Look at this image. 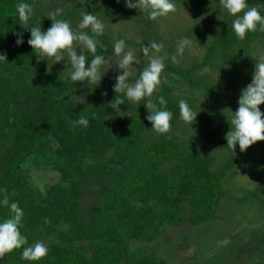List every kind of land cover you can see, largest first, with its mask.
Wrapping results in <instances>:
<instances>
[{"label":"trees","instance_id":"trees-1","mask_svg":"<svg viewBox=\"0 0 264 264\" xmlns=\"http://www.w3.org/2000/svg\"><path fill=\"white\" fill-rule=\"evenodd\" d=\"M62 1L75 6L77 0ZM19 3L33 6L29 28L20 24ZM46 3L0 0V54L7 57L0 61V223L11 217L10 205L17 202L24 214L20 228L28 241L24 247L42 242L49 252L39 261H28L21 258L23 248L15 249L0 259V264H168L155 249H133L132 244L156 241L170 225H199L216 216L228 195L226 177L262 141L244 152L238 144L232 151L225 143L230 152L218 161L208 145L218 130H209L216 113L196 125L197 134L206 141L185 139L174 132L183 121L179 111L182 99L175 89L192 78L199 64L189 68L168 64L159 89L139 102L114 91L78 101L77 87L84 81L73 82L70 76L55 81L45 78L42 57L39 59L28 44L30 27L40 26L46 32L53 23L48 14L56 9L46 10ZM73 15L69 8L58 18L69 22ZM232 23L215 29L202 63H210L220 48L264 39L258 25L240 40ZM18 38L23 40L20 45ZM98 39L102 43L96 54L102 55L110 42L105 33ZM84 54L87 68L93 57ZM164 76L169 83L163 82ZM116 96L125 101L116 109L125 113L113 118L110 112ZM160 96L173 114L167 134L156 133L146 119L149 111L145 104L151 99L159 107ZM183 100L194 110L192 101ZM238 107L234 106L235 111ZM259 108L264 113V104ZM81 116L88 119V126L73 128L71 122ZM28 158L35 164L54 163L60 181L44 193L34 190L23 164ZM88 194L92 199L86 204ZM50 233L52 239H44ZM82 241L90 251L79 244ZM263 243L264 239L257 247Z\"/></svg>","mask_w":264,"mask_h":264},{"label":"rangeland","instance_id":"rangeland-1","mask_svg":"<svg viewBox=\"0 0 264 264\" xmlns=\"http://www.w3.org/2000/svg\"><path fill=\"white\" fill-rule=\"evenodd\" d=\"M133 4L138 0H131ZM176 11L156 20L148 18L149 11L127 7L125 0H77L75 6L64 4L62 0H47L45 9L74 10L69 23L74 31L78 29L81 13L97 16L105 25L104 33L108 36L109 47L102 54L107 61L102 68V78L98 85L84 81L77 87L78 101L96 99L98 93L113 91L116 77L122 74L114 54V42L123 39L126 50H134L139 63L132 67L134 82L148 65V58L140 52L141 46L152 42L163 44L159 55L164 56L165 68L172 63L176 55L178 41L187 38L190 46L185 48L179 65L184 68L196 64L193 76L179 83L175 94L181 99L190 100L197 113L192 125L182 121L174 132L185 139H200L197 123L208 114L216 113L217 119L209 130L216 127L215 136L208 142L210 150L221 161L230 150L225 146L226 134L231 130L232 112L238 105L242 90L252 82L257 60L264 56V39L245 42L218 49L210 63H202L208 46L215 36L218 26L232 23L235 17L230 15L220 4V0H172ZM250 6L259 5L264 15V0H247ZM219 17V18H218ZM83 31L91 32L90 29ZM81 47H77V53ZM43 76L53 81L66 79L72 71L67 54L60 62L43 58ZM90 64L87 65L89 67ZM36 67V66H35ZM160 87V86H159ZM157 88V90L159 89ZM212 87L214 91L212 93ZM215 92V94H214ZM154 95V93H153ZM152 95V96H153ZM122 109H113V118L124 116ZM204 140V137L201 138ZM28 184L36 191L44 193L51 185L60 181V172L52 162L35 164L31 159L24 161ZM264 141L255 145L251 153L239 163L226 177L228 195L222 200L217 215L199 225L169 226L162 237L153 242L136 241L133 249H155L164 255L168 264H264ZM92 195L84 197L86 204ZM44 239H52V234ZM86 250L87 242H79ZM90 251V250H89ZM88 251V252H89Z\"/></svg>","mask_w":264,"mask_h":264},{"label":"clouds","instance_id":"clouds-1","mask_svg":"<svg viewBox=\"0 0 264 264\" xmlns=\"http://www.w3.org/2000/svg\"><path fill=\"white\" fill-rule=\"evenodd\" d=\"M127 7L140 8L149 11L148 18L156 20L158 17H165L169 13L176 11V5L172 0H138L133 4L131 0H125ZM220 4L227 12L235 17L232 28L238 39L244 40L246 33L255 32L259 25V30L264 32V15H261L260 6H250L247 0H220ZM19 21L22 27L29 28V20L33 16V6L28 3H19L16 6ZM49 19L53 22L46 32L41 31L40 26L30 27L31 38L28 44L34 49L38 58L53 59L54 63L60 62L67 54L68 62L71 64L72 71L70 79L73 82L88 81V84L98 85L102 78L101 68L107 63L103 55L96 54L97 47L102 42L98 37L105 31L104 23L91 13H81L82 19L78 24V29L74 31L68 21L62 18V9L50 12ZM219 18V17H218ZM90 29L92 35L83 31ZM22 37V33L17 34ZM17 45L23 43L22 38H18ZM191 41L181 38L178 41L176 55L171 57L172 63L179 64L183 57L185 48L190 46ZM77 47H81V54H77ZM163 44L152 42L148 46H141L140 52L143 57H147L149 62L139 78L130 82L129 78L133 75L132 67L134 63H139V59L134 50H126L123 39L114 42V54L119 59L115 62L117 67L122 70V74L116 77V84L113 87L115 93H123L132 102H139L145 97H152L162 82V74L165 70V57L159 55L163 49ZM85 52L92 54L90 66L86 68L87 56ZM6 54H0V61H6ZM173 79H179L175 74H171ZM164 83H169L166 76L163 77ZM171 86V84H169ZM106 95V93H105ZM123 98L116 96L112 108L116 109L124 104ZM239 107L232 112L231 130L226 134L227 147L234 151L239 145L240 151H246L251 145L258 141H264V113L261 112L259 105L264 104V56H261L255 65L252 82L242 90L239 98ZM158 104L151 99L145 104L149 111L146 119L151 122L152 129L158 134H167L171 130L172 112L166 110L167 101L163 96L158 98ZM179 111L181 119L192 125L197 117V113L192 110L187 101H179ZM72 127L78 125L87 127L88 119L81 116L78 120L72 121ZM4 203H8L7 196ZM11 217L0 223V259L7 253L15 249L23 248L22 259L28 261H39L47 256L49 249L42 243L36 242L32 246L24 247L28 241L21 234L23 211L17 202L10 205ZM49 221L46 219L45 223Z\"/></svg>","mask_w":264,"mask_h":264}]
</instances>
